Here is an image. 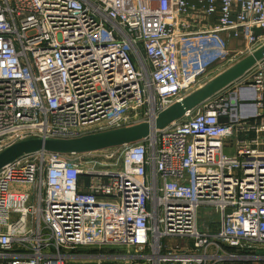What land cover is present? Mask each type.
<instances>
[{
    "label": "built area",
    "instance_id": "1",
    "mask_svg": "<svg viewBox=\"0 0 264 264\" xmlns=\"http://www.w3.org/2000/svg\"><path fill=\"white\" fill-rule=\"evenodd\" d=\"M220 35L243 49L228 50ZM263 44L264 0H0V151L148 121ZM241 89L263 114L264 59L181 120L119 148V164L110 163L117 149L5 166L0 260L81 264L70 259L79 248L134 249L122 260L143 264L263 260L264 135H238L264 125L234 115ZM201 210L214 220L201 224ZM170 237L192 239V251L165 246Z\"/></svg>",
    "mask_w": 264,
    "mask_h": 264
},
{
    "label": "water",
    "instance_id": "2",
    "mask_svg": "<svg viewBox=\"0 0 264 264\" xmlns=\"http://www.w3.org/2000/svg\"><path fill=\"white\" fill-rule=\"evenodd\" d=\"M262 59H264V44L210 79L201 88L157 113L148 121L76 138L32 136L19 140L0 151V171L21 157L36 153L78 156L91 152L110 151L145 141L154 136L156 132L164 130L171 124L181 120L205 101L242 78Z\"/></svg>",
    "mask_w": 264,
    "mask_h": 264
},
{
    "label": "rangeland",
    "instance_id": "3",
    "mask_svg": "<svg viewBox=\"0 0 264 264\" xmlns=\"http://www.w3.org/2000/svg\"><path fill=\"white\" fill-rule=\"evenodd\" d=\"M230 50V49H228ZM235 95H233L234 97ZM237 96V95H236ZM233 102V100H232ZM239 107H237L238 109ZM117 150V149H114ZM113 150V151H114ZM117 154L114 157V159H112L110 161V163L114 164H119V162H121V156L120 153L121 151L117 150ZM215 218V214L212 211H208V210H201L200 213V220L199 222L202 224L203 222H205L206 224L212 220H214ZM216 226L213 224H210V230L213 232L215 230ZM34 237V236H31ZM162 243L165 246H168L170 248H181L184 251H192V247H193V240L192 239H188V238H178V237H170V238H166L162 240ZM79 251L81 252H76V255H72V257H70V259H73L75 261H77L78 263L81 264H129L131 262H133V256L129 257V258H125V260H122V256H126L124 254H132L134 253V249H123V248H79ZM262 251H264L262 249ZM65 253L68 254H74L70 251H63ZM129 259H131L129 261ZM128 260V261H127ZM127 261V262H126ZM264 264V259L258 262H252L251 264ZM132 264H143V261H139V262H133ZM148 264V263H146ZM151 264V263H150Z\"/></svg>",
    "mask_w": 264,
    "mask_h": 264
},
{
    "label": "crops",
    "instance_id": "4",
    "mask_svg": "<svg viewBox=\"0 0 264 264\" xmlns=\"http://www.w3.org/2000/svg\"><path fill=\"white\" fill-rule=\"evenodd\" d=\"M190 2L196 3L197 0H189ZM222 41H224L225 46L230 49L231 51L237 49L240 46V49H243V41L240 40L236 41L234 39H229L225 35L219 36ZM230 66H217L215 67L208 80L214 78L224 70H226ZM207 80V81H208ZM255 93L251 89H241L237 96L233 97L232 107L234 111V115L238 114L242 118H247V122L250 123L251 126H263L264 125V113L257 115L256 113L259 112L257 110V105L255 102ZM237 107H239L237 109ZM264 133H255L253 131L249 132L248 134L240 133L238 135V139H254V138H261L263 137ZM259 151H264V145H259L256 147ZM22 250L20 248H15L12 253L18 254L21 253ZM0 264H3L2 260H0Z\"/></svg>",
    "mask_w": 264,
    "mask_h": 264
},
{
    "label": "trees",
    "instance_id": "5",
    "mask_svg": "<svg viewBox=\"0 0 264 264\" xmlns=\"http://www.w3.org/2000/svg\"><path fill=\"white\" fill-rule=\"evenodd\" d=\"M226 251L228 252H234V250L232 248H226ZM78 252H81L78 250ZM252 262H248V261H240L239 263H234V264H251Z\"/></svg>",
    "mask_w": 264,
    "mask_h": 264
}]
</instances>
